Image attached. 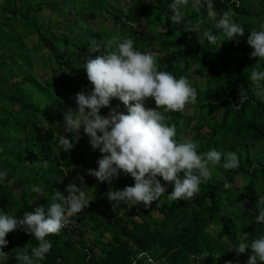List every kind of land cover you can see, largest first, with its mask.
<instances>
[{
    "label": "trees",
    "instance_id": "trees-1",
    "mask_svg": "<svg viewBox=\"0 0 264 264\" xmlns=\"http://www.w3.org/2000/svg\"><path fill=\"white\" fill-rule=\"evenodd\" d=\"M252 1L212 0L217 13L213 20L205 0L199 6L194 0L186 9L180 8L182 20L177 24L170 20L176 0H130L125 6L120 0H0V172L7 173L0 181V213L21 217L36 206L47 208L57 191L68 195L65 190L71 182L82 191L88 188L84 164L91 161L74 146L60 150L55 139L57 112L79 92L84 79L89 83L86 71L84 77L79 74L77 63L85 64L98 55L89 53L93 39L107 41L117 33L130 37L135 49L156 56L159 70L177 78L186 76L197 90V103L186 106L185 111L193 110L190 116L170 113L169 122L177 125L178 139L198 142L201 152L215 149L224 154L221 165L212 169V177L190 201H172L165 194L158 206L123 204L114 209L108 199L101 202V195L94 193L88 207L71 217L59 235L48 237L52 248L41 264H242L234 248L264 236V223L256 222L259 210L264 209L260 202L264 196V82L258 88L249 79L253 69L264 71V59L251 57L246 42L250 31L260 30L257 23L264 19V0H257L255 13L250 11ZM44 7L57 11L53 25L41 23ZM67 8L69 13L64 14ZM229 10L245 33L217 47L220 31L215 24ZM71 15L81 32L69 27L55 32L58 20ZM90 15L104 21L97 30L85 18ZM209 33L218 37L216 44L208 41ZM35 53L45 59L43 68L53 65L54 70L68 71L66 79L58 75L61 90L54 89L51 79L41 81L33 72L40 67ZM146 106L155 107L151 100ZM43 123L47 126L39 136L37 127ZM188 133H192L190 138ZM229 152L237 155V168L222 167ZM73 166L84 169L69 179L67 173ZM81 176L84 184L78 179ZM225 180L230 188L224 187ZM112 183L121 190L134 180L114 178ZM34 187L41 188V197L35 199ZM99 205L115 212L110 222L97 209ZM123 211L130 216L121 218ZM153 211L160 216H152ZM81 224L89 228L90 238H83ZM6 239L7 246L0 249L7 254L3 264H19L17 254L31 255L38 244L22 229ZM245 253L249 257L251 250Z\"/></svg>",
    "mask_w": 264,
    "mask_h": 264
},
{
    "label": "clouds",
    "instance_id": "clouds-1",
    "mask_svg": "<svg viewBox=\"0 0 264 264\" xmlns=\"http://www.w3.org/2000/svg\"><path fill=\"white\" fill-rule=\"evenodd\" d=\"M205 2L208 16L216 20L212 0ZM187 3L188 0H176L171 22H181L180 5ZM195 3L199 6L201 0ZM234 15L229 10L216 21L215 27L220 31L217 47L225 40L232 41L244 35L245 29L234 22ZM207 39L216 44L218 37L209 33ZM246 42L252 49L251 57L264 59V25L260 30L250 31ZM89 53H98L83 65L92 90L89 94L76 93V110L68 109L63 115V131L76 139L82 129L92 149L101 154L98 169H89L87 174L100 183L111 184L120 173L134 180L132 186L121 190L109 189L107 198L114 209L121 204H142L148 208L165 194L172 201L193 200L200 193L201 184L212 177V169L221 165L224 154L215 149L201 152L198 142L184 137L178 139L177 125L169 122L170 113H182L187 105L197 103V90L190 80L184 75L177 78L168 71L159 70L153 53L135 49L133 39L118 33L107 41L93 39ZM179 67L184 66L181 63ZM249 79L259 88L264 82V71L253 69ZM113 99L123 104L126 114L116 109L107 115L100 114L102 108L110 107ZM149 100L155 107L146 106ZM180 124L183 125V121ZM58 140L63 151L73 148L72 139L58 134ZM238 166L237 155L227 153L222 167L234 169ZM6 176V172H0V181ZM78 179L84 184L82 176ZM224 187H231L227 180ZM32 191L39 194L42 190L34 187ZM65 191L67 196L62 191L54 193L53 202L47 208L36 206L21 217L0 213V249L7 246L9 233L22 229L38 244L31 249V255L18 253L16 260L19 264H41L52 248L48 237L59 235L70 218L81 213L90 202L75 182L69 183ZM256 222L264 223V209L259 210ZM234 249L237 254L251 250L246 264H264V236L250 244L240 242ZM6 260L7 254L0 250V264Z\"/></svg>",
    "mask_w": 264,
    "mask_h": 264
},
{
    "label": "rangeland",
    "instance_id": "rangeland-1",
    "mask_svg": "<svg viewBox=\"0 0 264 264\" xmlns=\"http://www.w3.org/2000/svg\"><path fill=\"white\" fill-rule=\"evenodd\" d=\"M129 1L130 0H120L119 4L125 6L126 4H129ZM193 1L194 0H188L187 5L192 4ZM187 5H180V8L186 9ZM257 5H258V1L257 0H253L252 3H251V6H250V11L252 13H255V11L257 10ZM112 6H113V9H117L116 3H112ZM171 10L173 11V7H171ZM63 12H64V14H68L69 13V9L67 8V9L63 10ZM40 14L42 15L41 23L44 26L49 25V24L53 25L54 22H56L57 18H58L57 11L53 12L50 9H48L47 7H44V9L42 10V12ZM85 18L88 21V23L90 24L92 30H97L98 23H104L103 19H96L92 15L86 16ZM58 21H59L58 22L59 24L55 26V29H54L55 32H59V31L65 32L67 27H69L73 32H77V31L81 32L80 25L77 23L76 18L74 16H72V15L69 17V19H64V20L60 19ZM257 25H258V28L261 29V25H264V19H261L260 21H258ZM107 27L108 28L111 27V23L110 22H107ZM29 45H31V43H29ZM43 52H46V51H43ZM88 55H89V53H86L85 56H88ZM34 58H36V59L39 58L38 60L40 62V67H35L33 69V72L36 74V76L38 78H40L41 81H45L46 79H51V81L53 82V85H54V89L56 91L61 90L60 89L61 88V84L59 82L58 75L60 73H62L63 74L62 79H66V74L68 73V71L65 70L64 68H61V67H59L57 70H54L53 65H49V69L43 68V65L46 62H45L44 58H41V55L39 53H35L34 54ZM83 65H84L83 62H78L77 63V66L79 67V72H81L79 74L83 75L81 77L85 76V74H84L85 73V69H84ZM49 70H51V72ZM52 70H54V71H52ZM192 70H193V68H192ZM74 76L76 78H78L79 75L74 73ZM85 80L86 79H84L81 82V86H80L79 92L83 91V92H85V94H89L91 92V90H92V85L90 83H88L89 85L86 84ZM198 81L199 82H204V80H198ZM121 105H122V103L118 99H113L111 101L110 107L102 108L101 111H100V114L107 115L109 113V111L112 110V109H116L118 112H123V113L126 114L127 110ZM76 108H77V105H76V101H75V95H71L70 100L67 102V106L63 107L62 109H60L57 112L58 113L57 125L59 126V130H58L56 135H57V138H58V134H60V135H64L66 138L72 139L73 146L76 148V150L83 151L84 155H85V158L88 157L86 159V161H91V162H89L87 164H84L86 166L85 168H87L88 170L89 169L95 170L96 167L98 169L97 161H98V159L101 158V154H100V152L98 150H93L92 149V147L90 146V143H89V137L84 134L82 129H81V131L79 133L78 138H76V139H73V134L65 133L63 131L64 130L63 129L64 128V120H63L64 113L68 109H72L73 111H75ZM54 109L55 110L58 109V106H55ZM183 113L186 116H190L193 113V110L191 109L189 111H184ZM46 126L47 125L45 123L38 125L37 134L39 136H42L44 134V132H45L44 130H45ZM191 136H192V133H188L187 134L188 138H190ZM81 138H84L83 139L84 142H82V143L81 142H77ZM55 140L57 141V143H59L58 139H55ZM60 150H62V149L60 148ZM82 158L84 159V157H82ZM83 169H84L83 166H78V167H74L73 166V167H71V169L67 173V177L69 179H73L76 175L80 176L82 171H83ZM129 179H131L130 176L125 175L123 173H120L119 176L117 178H115V181L129 180ZM239 184H240V180L237 182V185H239ZM86 186L89 188V189L87 188L86 190H84V192L86 193L87 199L91 200L92 198H95L96 195H94V193H96L98 195H101V197H100L101 202H105L108 199L107 198V193H108L110 188L112 190H116L114 188V186H113V183L108 184V183L105 182L104 185L101 186L100 182H98L96 179L93 178V176L88 175V174L86 175V180H85V187ZM39 197H41V196H38V194L35 195V199L39 198ZM161 202H162V198L160 197L156 202H153L152 205L153 206H158ZM260 202L264 203V196H261ZM120 206H123V204H121ZM128 208H130V206H128ZM97 209H99L100 211L103 212V214L106 216V218H105L106 220H108L109 222L112 220V216L115 213L113 210L107 211L106 209L103 208L102 205H99L97 207ZM151 214L154 217H159L160 216L156 211H153ZM120 216H121V218H125V217L130 216V214L127 211H123L120 214ZM136 220L140 221L139 218H136ZM80 230H81V233L83 234V238H85V239L90 238L91 232H90L89 228L86 226V224H84V225L81 224L80 225ZM106 238H108L107 235H106ZM239 255H240L242 264H246L247 257H248L247 253L242 254V255L239 254ZM144 263L148 264L146 262H144Z\"/></svg>",
    "mask_w": 264,
    "mask_h": 264
},
{
    "label": "crops",
    "instance_id": "crops-1",
    "mask_svg": "<svg viewBox=\"0 0 264 264\" xmlns=\"http://www.w3.org/2000/svg\"><path fill=\"white\" fill-rule=\"evenodd\" d=\"M57 136V135H56ZM142 264H145L144 262H142Z\"/></svg>",
    "mask_w": 264,
    "mask_h": 264
},
{
    "label": "built area",
    "instance_id": "built-area-1",
    "mask_svg": "<svg viewBox=\"0 0 264 264\" xmlns=\"http://www.w3.org/2000/svg\"><path fill=\"white\" fill-rule=\"evenodd\" d=\"M148 261H151L150 259H148Z\"/></svg>",
    "mask_w": 264,
    "mask_h": 264
}]
</instances>
